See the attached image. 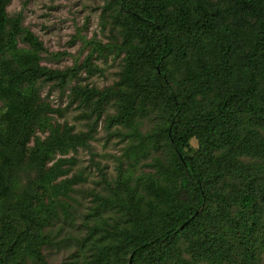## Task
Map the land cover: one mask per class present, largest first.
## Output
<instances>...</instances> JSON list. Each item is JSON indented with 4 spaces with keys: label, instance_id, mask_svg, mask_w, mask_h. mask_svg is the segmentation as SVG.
<instances>
[{
    "label": "trees",
    "instance_id": "16d2710c",
    "mask_svg": "<svg viewBox=\"0 0 264 264\" xmlns=\"http://www.w3.org/2000/svg\"><path fill=\"white\" fill-rule=\"evenodd\" d=\"M222 2L228 6L211 0H116L122 12L121 49L126 54L120 81L113 91H82L87 100L97 99L98 109L109 99L117 101L119 111L112 124L129 123L139 107L143 110L142 103L152 98L167 107L168 124L162 133L176 157L179 181L171 192L152 178L146 180L142 189L166 205L156 217L152 204L144 215L143 191L124 186L125 208L134 228L127 237L128 264H170L186 232L197 237L189 250L199 261L231 262L228 233L240 241L243 264L262 260L264 165L250 167L238 158L264 159V138L254 129L264 128V0ZM10 3L0 0V264L28 260L48 264L42 229L54 216L56 202L46 204L44 196L57 198L70 190V182L53 185L67 172L63 166L68 161L59 160L51 167L49 163L56 153L76 150L87 136L73 134L67 125L52 124L37 83L65 88L78 72L42 65L43 42L23 28L21 15H8ZM230 18L234 22H225ZM20 42L27 48H20ZM171 61L205 77L215 98H205L201 105L184 98L173 84ZM196 82H202L199 76ZM241 114L251 122L244 141L237 132ZM38 129L49 136L44 141L37 138L34 148H29ZM194 137L202 142L206 153L202 159L190 154ZM222 148L230 153L215 159L211 152ZM208 166L213 171L207 172ZM27 170L35 172L36 179L29 181L28 190L14 205L19 177ZM225 177L224 186L235 177L242 188L219 190L217 184ZM212 204L220 208L217 215L207 212ZM233 208L238 215L232 216ZM17 219L25 227L16 225ZM212 225L220 234L210 229ZM177 264L201 262L180 259Z\"/></svg>",
    "mask_w": 264,
    "mask_h": 264
},
{
    "label": "rangeland",
    "instance_id": "374dc122",
    "mask_svg": "<svg viewBox=\"0 0 264 264\" xmlns=\"http://www.w3.org/2000/svg\"><path fill=\"white\" fill-rule=\"evenodd\" d=\"M211 1L228 6L222 0ZM7 12L12 18L21 15L23 28L29 29L43 42L46 50L41 53L43 66L54 70L76 68L78 72L65 88L55 83H37L40 100L47 104L52 124L67 125L73 128V134L87 136L86 142L76 150L56 153L49 163L51 167L59 160L68 161L63 166L67 172L53 185L70 182V190L57 198L49 193L44 196L46 204L49 200L56 204L54 216L42 229V235L47 238L43 254L48 264H128L130 239L127 237L134 228L131 229L125 208L128 199L124 195V186L143 191L144 215L148 212V205L152 204L155 208L152 214L156 217L166 205L149 196L142 189L143 185L152 178L158 187L174 192L179 177L176 157L162 133L168 124L167 107L162 101L154 98L142 101L143 110L139 107L129 123L112 124L111 119L119 111L117 101L109 99L98 109L97 99L87 100L82 93L84 90L113 91L120 81L126 56L121 49L119 20L122 12L116 0H11ZM225 22L234 21L230 18ZM19 46L27 48L23 42ZM170 66L175 88L189 102L201 105L205 98H215L207 79L200 73L179 69L172 61ZM196 76L201 78V83L197 84ZM262 87L264 89V82ZM2 106L0 102V109ZM237 118V132L244 141L251 122L245 114ZM254 129L264 138V128ZM48 136V132L38 129L29 148H34L37 138L44 141ZM190 147L191 155H199L202 159L206 154L202 142L196 137L191 139ZM227 150L214 149L211 153L217 159L228 155ZM238 160L250 167L264 165L260 156H243ZM211 171L213 166H208L207 172ZM36 176L32 170L21 173L12 204L20 201L28 190L29 181H35ZM225 179L217 184L219 190L224 187L230 190L233 186L242 188L241 180L235 177L232 179L237 182L227 180L228 186H224ZM34 188L42 193L38 186ZM207 212L217 215L220 208L212 204ZM238 212L237 208L231 210L232 216ZM43 215L48 216L46 212ZM18 224L25 227L19 219ZM210 229L220 234L218 227L212 225ZM227 238L232 242L231 256L234 259L224 264H243L238 246L240 241L231 233ZM194 239L197 237L190 232L181 236L170 264H177L180 259L209 264L199 261L190 252L189 246ZM260 257L262 260L258 264H264V254ZM27 264L40 263L28 260Z\"/></svg>",
    "mask_w": 264,
    "mask_h": 264
}]
</instances>
